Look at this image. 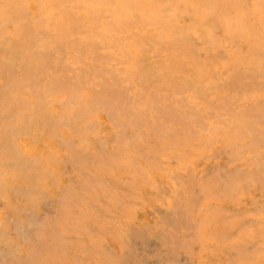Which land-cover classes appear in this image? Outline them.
<instances>
[{
	"label": "bare ground",
	"instance_id": "obj_1",
	"mask_svg": "<svg viewBox=\"0 0 264 264\" xmlns=\"http://www.w3.org/2000/svg\"><path fill=\"white\" fill-rule=\"evenodd\" d=\"M0 264H264V0H0Z\"/></svg>",
	"mask_w": 264,
	"mask_h": 264
}]
</instances>
